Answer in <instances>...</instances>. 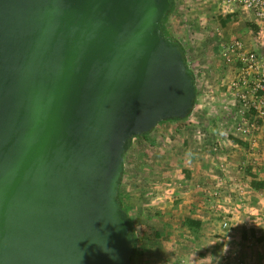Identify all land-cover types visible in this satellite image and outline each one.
I'll return each instance as SVG.
<instances>
[{
  "label": "water",
  "instance_id": "obj_1",
  "mask_svg": "<svg viewBox=\"0 0 264 264\" xmlns=\"http://www.w3.org/2000/svg\"><path fill=\"white\" fill-rule=\"evenodd\" d=\"M172 0H0V264H130L133 137L197 86Z\"/></svg>",
  "mask_w": 264,
  "mask_h": 264
},
{
  "label": "rangeland",
  "instance_id": "obj_2",
  "mask_svg": "<svg viewBox=\"0 0 264 264\" xmlns=\"http://www.w3.org/2000/svg\"><path fill=\"white\" fill-rule=\"evenodd\" d=\"M177 2L168 24L194 70L196 105L186 119L160 122L135 137L126 152L121 192L140 238L137 261L264 264V188L251 183L252 175L264 180V126L235 132L238 98L229 84L235 72L222 57L235 37L264 55L260 28L240 8ZM207 6L215 15L210 24L201 19ZM186 13H193V25ZM188 218L200 225L189 226Z\"/></svg>",
  "mask_w": 264,
  "mask_h": 264
},
{
  "label": "built area",
  "instance_id": "obj_3",
  "mask_svg": "<svg viewBox=\"0 0 264 264\" xmlns=\"http://www.w3.org/2000/svg\"><path fill=\"white\" fill-rule=\"evenodd\" d=\"M205 1L218 2L232 12L240 8L249 13L252 21L260 28L257 32L260 38L258 42L264 47V0ZM222 57L235 72L229 81L232 92L238 98L235 132L247 135L259 131L264 126V55L248 48L241 38L235 37L225 44Z\"/></svg>",
  "mask_w": 264,
  "mask_h": 264
},
{
  "label": "trees",
  "instance_id": "obj_4",
  "mask_svg": "<svg viewBox=\"0 0 264 264\" xmlns=\"http://www.w3.org/2000/svg\"><path fill=\"white\" fill-rule=\"evenodd\" d=\"M176 7V0H172V5H171V10L169 13L166 14V16L164 17V20H163V30L165 32H167L169 35H171L172 37H174L171 33V30H170V27H169V18H170V15L174 12V9ZM181 47L182 49L185 51V53L187 54V60H188V53H187V50L186 48L184 47V45L181 43ZM189 61V60H188ZM189 63V62H188ZM195 108V107H194ZM191 114V113H190ZM190 114L187 116L189 117ZM187 117L185 118H182V119H186ZM175 120H180L179 118H174V119H169V120H166V121H162L161 123H164V122H167V121H175ZM151 131H149L148 133L144 134V135H147L149 134ZM139 136H143V135H137L135 137H139ZM133 137V139L135 138ZM233 139V141H235L236 143L238 144H241V145H245V141H243L242 139L240 138H237L235 136H232L231 137ZM133 139L130 143V146L133 142ZM251 183L254 187L256 188H260V189H263L264 188V180H258L256 179V176L255 175H252V179H251ZM119 197H120V200H121V203L123 205V208L127 211L128 213V217H129V223H130V229L131 231L133 232V236H134V240H135V250L134 252L130 255V264H138V254H139V251L141 249V247H139V241H140V238H139V234L134 226V221H133V218L132 216L129 214V211L127 209V206H126V202H125V198L123 197V194L121 192V185H120V189H119ZM186 223L189 225V226H196L198 227L200 225V222L199 221H196L195 219H191V218H188L186 219ZM264 237L260 238V240H263Z\"/></svg>",
  "mask_w": 264,
  "mask_h": 264
},
{
  "label": "crops",
  "instance_id": "obj_5",
  "mask_svg": "<svg viewBox=\"0 0 264 264\" xmlns=\"http://www.w3.org/2000/svg\"><path fill=\"white\" fill-rule=\"evenodd\" d=\"M187 1V0H186ZM188 1H192V0H188ZM177 0H176V7H175V9H174V12H176V9H177ZM205 3V2H204ZM208 4H210L209 2H207ZM207 9L208 10H210L209 12H205L207 15L204 17V18H202L201 17V19H202V21H207L209 24L210 23H213L214 22V18H215V15H214V13H213V10L209 7V6H207ZM207 10V11H208ZM193 13H190V14H188V13H186L185 14V16L186 17H188L189 15H192ZM185 19V18H184ZM185 20H187L186 22H187V24L189 25V23H191V25H193V23H194V20H193V18L192 19H189V17H188V19H185ZM193 20V21H192ZM256 179H258V180H263V178H260V176H256ZM255 190H256V188H255Z\"/></svg>",
  "mask_w": 264,
  "mask_h": 264
}]
</instances>
